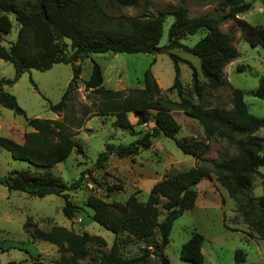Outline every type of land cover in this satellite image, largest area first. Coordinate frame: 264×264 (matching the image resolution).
Returning a JSON list of instances; mask_svg holds the SVG:
<instances>
[{"label": "trees", "instance_id": "1", "mask_svg": "<svg viewBox=\"0 0 264 264\" xmlns=\"http://www.w3.org/2000/svg\"><path fill=\"white\" fill-rule=\"evenodd\" d=\"M102 1L33 0L22 3L17 0H0V38L11 25L9 15H13L19 25L15 42L8 49L0 45V60L12 64L15 71L13 80H0V106L22 117L31 129L23 135L21 144L0 137V150L9 153L13 160L44 170L62 163L73 151L82 153L81 146L72 139L64 123L50 119H28L15 97L5 92L1 86L14 85L24 73L31 70L46 72L57 64L70 65L72 78L61 100L57 104L48 103V109L58 113L66 109L70 95L77 89L80 69L75 63L81 57L109 53L152 54L162 51L173 65L174 78L170 90H174L180 99L177 107L199 123L205 140L175 139L180 126L165 106L150 70L145 71L142 76V89L125 93L104 89L101 68L92 63L85 89L98 97V115L114 117V128L131 131L133 126L127 120L128 113L134 114L137 125H145L151 120L150 111H156L154 127L150 132L128 145H105V150L95 161L94 171L102 169L109 156L114 155L118 159L130 158L140 149L149 148L151 140L159 136L174 141L183 155L197 161L209 151L207 141L212 136L234 142L237 153L229 159L208 160L206 164L196 165L157 182L151 187L144 203L138 202L134 195L129 196L124 204L107 203L95 196H88L85 207L91 211L90 220L114 235L109 253L101 257L100 264H142L150 256L156 258L158 264H170L164 251L169 245L172 226L184 212L194 209L198 197L196 186L200 181H211L213 176L238 206L246 203L252 210L256 207V215H253V221L248 222V228L264 244V176L259 171L264 165V138L256 135L259 130L264 129V119L254 117L248 112L243 93L235 89L231 92L230 109L204 108L200 104H193L185 96L180 83L178 64L181 60L171 53L174 49H181L198 60L199 72L206 84L200 83L198 72L188 65L191 70V90L200 98L205 87L218 90L227 85L224 68L239 57L233 37L220 30L221 21L218 18L209 15L189 18L186 9L182 7L143 15L140 20L126 27L115 25L104 12ZM106 1L119 7L138 6V0ZM216 1L229 8L231 18L250 9V5L243 0ZM168 16L173 17V22L168 28L167 45L159 48L164 20ZM237 25L245 42L251 47L264 50V27H253L243 20H237ZM199 30H204L205 36L194 46L187 47L179 42L180 37L194 35ZM67 48L70 49V55H67ZM33 87L36 89L34 85ZM253 96L262 102L264 109V79H259ZM92 172L90 169L82 172L78 180L70 185L55 181L37 183L30 176L13 172L0 178V185L9 192L18 191L38 199L47 196L62 198V214L65 219L70 220L79 207L70 201L68 193L78 190L84 177ZM255 178H261L263 195L258 198L247 196L243 202L239 196L251 190ZM120 190L121 185L106 188L107 194ZM159 199L165 201L162 206L165 216L161 222L158 221ZM29 225L30 221H27L24 228L27 229ZM34 232L37 239L57 246L60 252L69 253L73 264H78L79 260L87 256L88 245L106 246L105 240L99 236L86 233L78 235L57 226L47 232ZM122 233L136 241L152 240L150 244H154L153 250L144 252L137 258H123L117 247V237ZM203 243V236L193 231L189 240L180 248V259L190 264H202ZM245 261L244 251L235 250L233 264H244ZM31 264L42 263L33 259Z\"/></svg>", "mask_w": 264, "mask_h": 264}, {"label": "rangeland", "instance_id": "2", "mask_svg": "<svg viewBox=\"0 0 264 264\" xmlns=\"http://www.w3.org/2000/svg\"><path fill=\"white\" fill-rule=\"evenodd\" d=\"M17 1L26 3L33 0ZM243 2L248 3L250 9L235 18L229 16L226 5L216 0H138L137 7H119L103 0L101 6L106 15L111 17L112 24L123 27L140 20L143 15L156 14L159 10L175 7L186 9L189 18L205 15L218 18L221 21L220 30L233 37L239 57L224 68L227 85L218 90L205 87L198 98L191 90V70L188 65L196 69L198 80L204 85L206 80L199 72L198 60L181 49L172 50L171 53L181 60L178 64L179 78L185 96L193 104H200L204 108L230 109L231 92L233 89L239 90L243 93L248 112L254 117L264 119L262 102L253 96L259 79H264V50L251 47L245 42L237 25V20H243L253 27H264V2ZM9 19L11 25L0 38V45L6 49L15 42L19 29L14 16L9 15ZM172 22V16L165 18L159 48L167 45V32ZM204 36L205 31L199 30L194 35L180 37L179 42L192 47ZM65 43L68 44L67 41ZM66 52L67 55L71 54L69 48ZM92 63L101 68L104 89L125 93L142 89V76L145 71L150 70L165 106L180 126L175 139L205 140L199 123L177 107L180 99L174 90H170L174 78L173 65L162 51L152 54L109 53L81 57L75 63L80 69L77 89L70 95L66 109L58 113L50 111L48 103L57 104L61 100L72 78L70 65L57 64L46 72L31 70L24 73L14 85L1 86L5 92L15 97L28 119H50L64 123L72 139L81 146L82 153L73 151L62 163L44 170L13 160L9 153L0 150V178L17 172L32 177L37 183L55 181L70 185L78 180L82 172L88 169L93 172L84 177L78 190L68 193L70 201L79 207L70 220L65 219L62 214V198L47 196L38 199L18 191L9 192L0 185V264H31L33 259L42 264H73L69 253L60 252L57 246L36 238L35 230L47 232L53 226L65 228L78 235L86 233L103 238L105 247L88 245L87 256L78 261V264H100L101 257L109 253L114 235L90 220L91 211L85 207L88 196H95L107 203L124 204L129 196L134 195L138 202L144 203L151 187L157 182L196 165L206 164L208 160L229 159L237 153L234 142L212 136L207 141L209 151L197 161L183 155L174 141L159 136L151 140L149 148L140 149L130 158L118 159L114 155L109 156L105 166L94 171L95 161L105 150V145H128L141 138L154 127L156 111H150L151 120L145 125H137L134 114L128 113L127 120L133 126L131 131L114 128V117L98 115L96 110L100 101L95 94L85 89ZM14 77L12 64L0 60V80H13ZM30 131L22 117L0 106V137L21 144L23 135ZM256 135L264 138V129L259 130ZM259 171L264 176V165ZM113 185H121L122 190L107 194L106 188ZM196 191L198 197L194 209L184 212L172 226L169 245L164 251L170 264H190L180 259L179 252L193 231L198 232L204 239L202 264H233V253L237 249L243 250L246 255L244 264H264V244L248 228V222L253 221V215H256V207L252 210L246 203L238 206L218 185L214 176L211 181L202 180L196 186ZM262 195L261 178H255L251 190L239 196V199L245 202L247 196L258 198ZM164 203L163 199H159V222L165 216L162 208ZM27 221H30V225L25 229L24 224ZM151 241H136L122 233L117 237V247L123 258H137L144 252L153 250L154 244H150ZM142 264H158V261L150 256Z\"/></svg>", "mask_w": 264, "mask_h": 264}, {"label": "crops", "instance_id": "3", "mask_svg": "<svg viewBox=\"0 0 264 264\" xmlns=\"http://www.w3.org/2000/svg\"><path fill=\"white\" fill-rule=\"evenodd\" d=\"M200 182H202V181H200ZM201 251H202V249H201Z\"/></svg>", "mask_w": 264, "mask_h": 264}]
</instances>
